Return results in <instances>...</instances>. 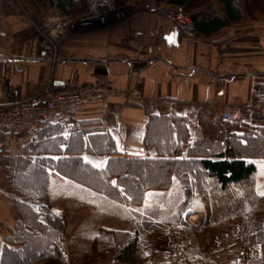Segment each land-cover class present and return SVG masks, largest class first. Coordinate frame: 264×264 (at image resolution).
Listing matches in <instances>:
<instances>
[{
    "label": "crops",
    "instance_id": "1",
    "mask_svg": "<svg viewBox=\"0 0 264 264\" xmlns=\"http://www.w3.org/2000/svg\"><path fill=\"white\" fill-rule=\"evenodd\" d=\"M135 1L139 6L146 5L145 9L124 22L69 34L67 19L58 17L61 16L58 13L55 18H44L39 26L23 10L21 2L0 0V102L38 95L50 82L58 85L104 82L153 100L143 104L122 96L92 99L70 108L67 119L53 126L51 137L42 138L46 129H41L37 136L4 138L8 150L14 143L17 153L21 148L19 157L27 145L52 144L53 151L35 154L33 158L58 161L81 157L85 164L96 169H104L114 158L157 159L161 156L154 146L146 145V139L148 134L153 137L159 132L163 121L156 118L162 115L180 118L184 128V132L179 130L181 139H186L184 153L165 156L170 158L189 159L188 150L210 138L236 137L246 146L247 133L253 139L263 134L264 20L247 16L213 37L189 38L167 18L166 12L174 7L157 0ZM46 38L61 40L55 57L42 49ZM225 111L231 113L232 122L223 120ZM206 112L212 114L200 121L201 113ZM102 136L113 140L117 154L102 155L87 150ZM7 157L8 151L3 158L8 167ZM242 160L256 163V192L264 195L261 190L264 184L261 185L259 177L264 158L244 155ZM49 173L52 200L57 204L63 202L69 216L76 207L86 206L115 215V218H76L82 221L80 225L86 223L82 229L90 226L89 220L93 223L98 220V229L90 234L97 235L100 228L106 227L142 238L147 230L144 228L147 218H131L129 214L134 211L129 210L131 207L126 202L99 193L58 170L49 169ZM107 183L109 190L123 192L117 177H108ZM183 190V185L174 182L169 190L173 194L147 191L144 204L177 206ZM157 196L165 197L157 202ZM11 204L0 195V222L5 221L14 230L18 216L14 208L12 213ZM105 219H110L111 225L101 223ZM159 243L162 245L161 239ZM147 260L140 264H150Z\"/></svg>",
    "mask_w": 264,
    "mask_h": 264
},
{
    "label": "trees",
    "instance_id": "2",
    "mask_svg": "<svg viewBox=\"0 0 264 264\" xmlns=\"http://www.w3.org/2000/svg\"><path fill=\"white\" fill-rule=\"evenodd\" d=\"M30 1L39 16L55 11L65 18H72L87 9L85 1ZM157 1L166 3L177 10H189L193 31L198 38L218 35L241 23L247 16L260 19L256 16L257 11L264 17V0H259L260 3L256 0H244L245 4L241 0ZM123 2L124 0H116L118 6ZM248 2L254 7L253 12L249 11ZM211 114L212 112L201 113L200 121L207 119ZM156 119L163 121L162 125L153 137L151 133L150 136L148 134L146 145L154 146L161 158L132 160L114 158L108 161L104 169H96L85 164L81 157L63 158L58 161L33 158L35 154L53 151L52 144L43 146V143L40 145L34 143L31 144V148L22 150L23 156L10 160V176L13 181L11 189L17 196L14 211L18 215V220L15 229L11 230L3 243L0 242V264L66 263L63 251L60 249V246H64L62 245L63 235L50 230L40 220L37 208L39 204H48L52 199L49 169L58 170L63 175L84 183L99 193L114 196L134 209L143 204L147 191H169L174 182H177L184 187L181 200L175 206L177 214L174 218L167 221L165 219L160 223L147 218L146 227L159 229L155 227L184 225L185 213L192 208L195 200L199 199L203 206L206 226L209 228L216 224L239 223L241 227L239 234L243 237V242L246 245H260V263L254 260L253 264H264V196L256 192V163L242 160L244 155L255 159L264 158V132L259 133L257 139H253V135L247 133L245 137L249 142L246 146L241 145L236 137L230 139L227 137L225 140L210 138L207 142L190 148L189 159L170 158L165 156L172 155L174 152L180 156L185 150L186 139H181L179 132L181 129L184 132L181 126L182 120L164 115ZM54 125L56 124L43 125L42 129H46V132L42 134V138L53 135ZM241 149L243 151H240ZM87 150L102 155L117 154L115 143L107 136L99 137L94 142V146L87 147ZM108 177H117L118 185L123 188V192L109 190ZM246 186L248 191L242 192L241 188ZM229 189H234L240 197L231 196L228 193ZM222 194L226 195L222 200L223 205ZM233 216L239 218H233ZM185 232L189 233V230ZM94 248V258L112 252L115 262L120 264H140L145 255L144 241L137 234L107 228L102 229L96 236ZM228 253L224 255L222 263L234 264L231 256H238V253Z\"/></svg>",
    "mask_w": 264,
    "mask_h": 264
},
{
    "label": "rangeland",
    "instance_id": "3",
    "mask_svg": "<svg viewBox=\"0 0 264 264\" xmlns=\"http://www.w3.org/2000/svg\"><path fill=\"white\" fill-rule=\"evenodd\" d=\"M11 1V0H10ZM13 1V0H12ZM15 1V0H14ZM259 2V0H256ZM243 4H245L244 0H241ZM17 2L15 1L14 4ZM260 3V2H259ZM22 7L29 15L36 21V23L41 26L43 24V19L47 16L55 18L57 17L56 13L46 12L43 15L39 16L36 13L35 8L28 0H21ZM248 4H250L248 2ZM146 5H140L135 0H124L122 5H119L120 9H124L125 12L128 10L129 14H127V18L133 16L135 13L143 11V7ZM206 6V5H205ZM204 6V7H205ZM262 6V4H261ZM259 6V7H261ZM203 7V8H204ZM142 8V9H141ZM141 9V10H139ZM261 9V8H259ZM173 10V9H168ZM176 10V9H175ZM255 9L250 4V12H253ZM262 10V9H261ZM181 11L183 14L190 17V11ZM249 12V13H250ZM85 12L80 13L72 18L67 19V28L70 29V25L73 22V19L78 16H82ZM257 18L264 19L260 14V12H256ZM63 17V16H58ZM65 18V17H63ZM121 21V22H124ZM53 39V38H52ZM16 138V137H14ZM16 145L12 143L8 151V159L7 163L10 164V160L17 158L20 155L19 148L18 153L15 148ZM32 145H27L24 148H31ZM23 148V149H24ZM22 149V150H23ZM13 152V153H12ZM17 153V154H15ZM20 157V156H19ZM9 160V161H8ZM8 164L6 168V175L0 181V195L6 202H11V208L13 213V199L15 203L16 194L12 191L13 181L10 176L11 166ZM260 183L264 184V169L260 167ZM261 190L264 191V186H261ZM242 192L248 191V186L241 188ZM166 192V191H159ZM168 194H173L174 192L168 191ZM228 193L231 194L234 198H239L240 194H238L234 189H229ZM263 193V192H262ZM51 193V197H52ZM260 195V194H258ZM225 194H222V200L225 198ZM264 196V195H260ZM165 196H157L155 199L157 202L164 198ZM53 199V198H52ZM50 201V203L39 204L38 213L40 215V220L47 225L50 230L56 231L63 235L64 241L63 247L60 246V249L63 251L64 258L66 260L65 264H120L115 262L114 256L112 252H109L105 256H100L98 258H94V241L96 236L101 232L102 229H106V227L100 228V231L97 235L90 234L93 232V229L96 231L98 229V220L93 223L92 220H89L87 223L90 225L87 228L82 229V227L86 226V223L76 218H115V215H110L108 212L100 211L94 207L86 206V208L81 207L73 212L71 216L68 214V210L62 206L63 202L57 204L54 203V199ZM162 202V201H161ZM197 204V205H196ZM199 204V205H198ZM223 205V203H222ZM13 206V207H12ZM75 209V208H73ZM129 210H133L129 216L131 218H151L152 221L157 223L162 222L166 218H174V215L177 214V210L175 206H150L148 204H143L137 208H129ZM78 212V213H75ZM15 215L16 212L14 211ZM13 213V214H14ZM86 214V215H84ZM128 214L126 213V216ZM18 216V215H17ZM117 218V217H116ZM120 218V217H118ZM128 218V217H126ZM193 218L196 221H193ZM233 218H239L234 217ZM184 225H171V227L162 228L157 225L154 227H147L145 233L143 232L142 240L144 241L145 246V255L144 261L149 260L150 264H179L180 261H184L183 257L180 256L179 251L183 250L184 259L191 261L192 264H202L206 262V264H223L222 259L225 254H229L228 252H232L231 254L238 253V256L232 255L231 261L234 264H253L254 260L256 263H260V245H246L243 242V237L239 234V223H231V224H216L212 227H207L205 224V216L203 214V206L199 202V199H196L192 208H190L184 215ZM159 220V221H156ZM95 221V220H94ZM111 220H104L101 223H105L104 225L109 224ZM154 222V223H155ZM98 225H97V224ZM103 225V224H102ZM101 226V225H100ZM188 229H187V228ZM146 228V226H144ZM89 229V230H87ZM108 229V228H107ZM126 229V226H125ZM153 229V230H151ZM113 230V229H111ZM144 230V229H143ZM185 230H189V233H186ZM123 232V231H122ZM263 232H264V219H263ZM11 230L8 228L7 223L5 221L0 222V242H4L7 236H9ZM94 233V232H93ZM187 236H185L186 234ZM160 238L162 241V245L159 243L158 239ZM152 243V244H151ZM186 243H189L187 249L184 250ZM151 244V245H150ZM152 248V250H151ZM154 248V249H153ZM181 253V254H182ZM146 259V260H145ZM147 260V261H148ZM236 262V263H235ZM41 264V263H40Z\"/></svg>",
    "mask_w": 264,
    "mask_h": 264
},
{
    "label": "built area",
    "instance_id": "4",
    "mask_svg": "<svg viewBox=\"0 0 264 264\" xmlns=\"http://www.w3.org/2000/svg\"><path fill=\"white\" fill-rule=\"evenodd\" d=\"M15 1L17 3L21 2V0ZM15 1L13 0V2ZM75 1H85L87 9L82 16L73 19L68 30L69 34H79L84 31V28L89 30L98 26H107L112 21L117 23L127 18L125 10L120 9L116 0ZM166 15L169 21L175 24L183 34L189 38L196 37L190 17L177 9L167 11ZM60 44L61 40L46 38L42 43V49L50 57H55ZM21 71L22 68L19 69V72ZM114 96L136 99L143 104L153 101L146 99L138 92H123L121 89L104 82H90L83 85H58L50 82L38 95L0 102V181L6 175L7 168L3 158L7 154L8 141L4 140V138L11 140L23 134L34 136L42 129L44 124H57L67 119L70 108L80 106L92 99H106ZM222 118L227 122L233 121L229 111H225ZM188 125H190V122ZM195 219L193 221H196ZM186 244L184 250L189 246V243ZM182 252L183 250L179 251L184 261H180L179 264H192L191 261L184 259Z\"/></svg>",
    "mask_w": 264,
    "mask_h": 264
},
{
    "label": "bare ground",
    "instance_id": "5",
    "mask_svg": "<svg viewBox=\"0 0 264 264\" xmlns=\"http://www.w3.org/2000/svg\"><path fill=\"white\" fill-rule=\"evenodd\" d=\"M126 13L128 14V10L126 11ZM115 21H112L111 23H114ZM111 23H109V24H111ZM105 24V23H104ZM108 24V25H109ZM87 28H84L83 30H86Z\"/></svg>",
    "mask_w": 264,
    "mask_h": 264
}]
</instances>
